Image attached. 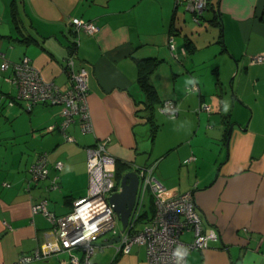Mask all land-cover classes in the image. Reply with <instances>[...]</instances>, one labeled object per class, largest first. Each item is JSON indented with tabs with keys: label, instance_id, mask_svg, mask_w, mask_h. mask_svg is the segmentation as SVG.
I'll use <instances>...</instances> for the list:
<instances>
[{
	"label": "crops",
	"instance_id": "crops-1",
	"mask_svg": "<svg viewBox=\"0 0 264 264\" xmlns=\"http://www.w3.org/2000/svg\"><path fill=\"white\" fill-rule=\"evenodd\" d=\"M209 2L195 16L187 0H0V64L27 56L61 89L71 85L64 69L70 19L97 26L77 35L74 58V68L87 71L88 130L77 118L63 130L57 105L9 103L12 69L0 67V264H15L50 232L45 215L32 211L36 202L46 199L62 216L86 194V148L97 140L107 141L114 177L151 165L164 196L193 192L203 227L216 237L190 250L184 264H264V63L250 62L264 52V0ZM145 61L146 69L155 63L151 98L137 80ZM165 99L175 102L176 116L158 111ZM203 103L212 110L195 112ZM41 152L48 175L32 183L29 169ZM54 178L58 186L49 189ZM180 238L190 242L192 232ZM101 248L99 264H150L143 245L127 254L115 248L116 260Z\"/></svg>",
	"mask_w": 264,
	"mask_h": 264
},
{
	"label": "built area",
	"instance_id": "built-area-1",
	"mask_svg": "<svg viewBox=\"0 0 264 264\" xmlns=\"http://www.w3.org/2000/svg\"><path fill=\"white\" fill-rule=\"evenodd\" d=\"M206 0H188L187 6L197 13L206 8ZM72 31L76 36L80 31L94 33L97 26L92 21L79 17L70 19ZM173 49L172 38L169 39ZM74 50L64 60V69L71 85L61 89L54 81L45 79L39 70L24 56L18 62L4 60L0 67H11L10 82L16 88L15 97L9 103L19 100L30 109L38 103L59 106L60 127H65L75 118L81 129H90L89 111L86 102L87 71L84 67L74 68L73 54L79 39H74ZM250 62L264 63V52L251 55ZM211 106L200 104L195 112H210ZM160 113L176 116L178 108L171 99L163 100L158 106ZM50 128H53L51 126ZM67 140L72 137L64 133ZM106 140H97L94 146L87 147L88 187L84 196L73 201L72 208L62 216H56L47 209L46 199L32 206L33 212H41L50 221V232L45 233L41 244L30 254H22L15 264H27L43 260L54 254H66L59 259V264H91L97 254V239L115 227L117 215L109 196L120 190L114 180V160L107 154ZM189 161L190 158L185 159ZM57 170L62 169V161L55 162ZM30 181L36 183L48 175V157L45 152L37 155L30 169ZM153 166L143 165L138 168L139 185L135 202L129 215L128 223L120 232L116 253L127 254L133 245H143L146 258L150 264H184L186 254L193 249L202 250L210 239L216 237L213 229H205L197 210L193 192H184L164 196L163 185L153 176ZM58 186L57 179L50 181L48 188ZM152 195V209L149 218L138 229L137 223L142 220L145 200ZM115 230H113L114 232ZM185 231H191L193 238L183 242L180 238ZM180 251L181 256L175 252Z\"/></svg>",
	"mask_w": 264,
	"mask_h": 264
},
{
	"label": "water",
	"instance_id": "water-1",
	"mask_svg": "<svg viewBox=\"0 0 264 264\" xmlns=\"http://www.w3.org/2000/svg\"><path fill=\"white\" fill-rule=\"evenodd\" d=\"M139 185V175L137 171H126L120 179V190L112 193L109 196V201L114 204V210L121 223L119 233L110 239H105L101 242H96L97 246L112 245L120 240V232L124 230L128 223L131 209L135 202L137 188ZM91 264H99L94 261Z\"/></svg>",
	"mask_w": 264,
	"mask_h": 264
},
{
	"label": "trees",
	"instance_id": "trees-1",
	"mask_svg": "<svg viewBox=\"0 0 264 264\" xmlns=\"http://www.w3.org/2000/svg\"><path fill=\"white\" fill-rule=\"evenodd\" d=\"M206 1H207V2H206V8H207L208 6L211 7V3L209 2V0H206ZM187 2H188V0H187ZM206 8H205V9H206ZM205 9H204V10H205ZM192 12H194L195 16H196L197 14L202 13V11H201L200 13H197V12H195V11H192ZM196 19H197V18H196ZM70 26H71V25H70ZM71 29H72V27H71ZM70 31H71V30H70ZM71 36H72V38H70L69 43L66 45V47H67V54H66V56L64 57V60H65V58L70 54V52L74 50V45H75L74 39L77 38V36H76V34H74L73 31H71ZM77 47H78V46H77ZM76 55H77V48L75 49V52H74V54H73V59L76 57ZM146 63H147L146 61H145V62H142V63H139V75H138V79H137V80H138V82H139V84H140L142 90L144 91L145 96H146L147 98H151V96H152L153 93H154V89H153V86H152V84H151V82H150V77H149V75H150V72H151L152 66H153L155 63H153L152 66L149 67L148 69H146V66H147ZM38 104H41V103H38ZM146 106H148V107H147V108H144V110L148 109V108L150 107V104H148V105H146ZM145 118H146V119L148 120V122L150 123V131H151V134H153V133L155 132L156 128H157V124H154V122H153V120H152V114L150 113V114L147 115ZM116 176H117V177H120V174L117 172V173H116ZM142 217H143V214H142ZM116 259H117V256H115V257L113 258V260H116Z\"/></svg>",
	"mask_w": 264,
	"mask_h": 264
},
{
	"label": "rangeland",
	"instance_id": "rangeland-1",
	"mask_svg": "<svg viewBox=\"0 0 264 264\" xmlns=\"http://www.w3.org/2000/svg\"><path fill=\"white\" fill-rule=\"evenodd\" d=\"M228 85L230 86V84H228ZM120 178H121V176H120V177H117V176H116V177H114V180H115L116 182H119ZM141 227H142V222L139 221V222L137 223V228L140 229ZM120 229H121V223H120L119 219H117V220H116L115 227L112 228V229H110L109 231H107L105 234L101 235V236L97 239L96 242H101V241H103V240H105V239H107V240L110 239L111 237L117 235V234L119 233ZM113 230H115V231L113 232ZM117 244H118V242H115V243L112 244V245L102 246L101 249H102V250L104 249L105 252L110 251V259H111V257H114V255H115V247L117 246ZM98 252H99V251H98ZM98 252H97V254H98ZM102 253H103V252L101 251V252L99 253V255L96 254V256H95V261L99 259L98 256H100V254L102 255ZM103 254H104V253H103ZM65 256H66V254H54V255L51 256V263H52V264H56V261L58 262V261H59V258H62V257H65ZM108 262H109V261H108ZM58 264H59V263H58Z\"/></svg>",
	"mask_w": 264,
	"mask_h": 264
},
{
	"label": "clouds",
	"instance_id": "clouds-1",
	"mask_svg": "<svg viewBox=\"0 0 264 264\" xmlns=\"http://www.w3.org/2000/svg\"><path fill=\"white\" fill-rule=\"evenodd\" d=\"M95 243H96V242H95ZM97 247H98V246H97ZM175 255H176V256H181L182 253L178 250V251L175 252ZM114 257H115V256H114Z\"/></svg>",
	"mask_w": 264,
	"mask_h": 264
}]
</instances>
